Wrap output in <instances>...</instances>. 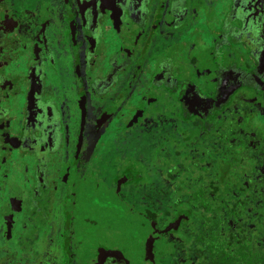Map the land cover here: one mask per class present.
Listing matches in <instances>:
<instances>
[{
    "label": "flooded vegetation",
    "instance_id": "af4514ba",
    "mask_svg": "<svg viewBox=\"0 0 264 264\" xmlns=\"http://www.w3.org/2000/svg\"><path fill=\"white\" fill-rule=\"evenodd\" d=\"M263 128L264 0H0V264H138L79 227L96 205L163 153L208 174L264 151ZM168 207L154 241L182 250Z\"/></svg>",
    "mask_w": 264,
    "mask_h": 264
},
{
    "label": "trees",
    "instance_id": "16d2710c",
    "mask_svg": "<svg viewBox=\"0 0 264 264\" xmlns=\"http://www.w3.org/2000/svg\"><path fill=\"white\" fill-rule=\"evenodd\" d=\"M263 132L264 128L255 134L259 147L264 146ZM241 155L238 161L232 152L220 154V159L211 155L213 167L203 174L194 173L197 169L177 168L175 155L163 153L158 174L151 176L144 170L139 187L132 189L126 202H120L122 211L134 215L143 230L156 232L170 218L168 205L186 209L183 213L188 217L183 222L187 230L184 233L183 226L179 236L188 245L183 251L167 245L162 254L175 263L264 264V151L260 148L257 153ZM217 159L223 167L216 165ZM172 197L178 202H171Z\"/></svg>",
    "mask_w": 264,
    "mask_h": 264
},
{
    "label": "rangeland",
    "instance_id": "374dc122",
    "mask_svg": "<svg viewBox=\"0 0 264 264\" xmlns=\"http://www.w3.org/2000/svg\"><path fill=\"white\" fill-rule=\"evenodd\" d=\"M122 208L123 206L118 203L99 202L96 205L97 211H94L95 217H90L84 225L77 224V226L84 229L90 228V230H96L99 226V233H102L101 239L110 237L112 247H118L125 254L137 259L138 264H158V253L165 255V243L154 241L152 235H155V232L148 228L144 230L139 228L141 225L136 224L134 215L125 213ZM98 222L100 225L97 224ZM152 248L154 252H151ZM161 264L165 262L162 261Z\"/></svg>",
    "mask_w": 264,
    "mask_h": 264
},
{
    "label": "water",
    "instance_id": "95a60500",
    "mask_svg": "<svg viewBox=\"0 0 264 264\" xmlns=\"http://www.w3.org/2000/svg\"><path fill=\"white\" fill-rule=\"evenodd\" d=\"M175 223L177 224V220H175L174 224ZM174 224H170V225L166 226L163 231L166 232V231H168L170 229H174L175 228Z\"/></svg>",
    "mask_w": 264,
    "mask_h": 264
}]
</instances>
